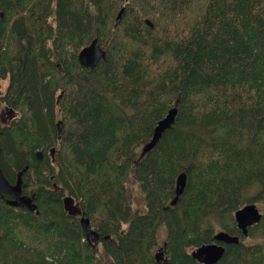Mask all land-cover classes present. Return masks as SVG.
Listing matches in <instances>:
<instances>
[{
	"label": "trees",
	"instance_id": "obj_1",
	"mask_svg": "<svg viewBox=\"0 0 264 264\" xmlns=\"http://www.w3.org/2000/svg\"><path fill=\"white\" fill-rule=\"evenodd\" d=\"M93 38L105 58L89 69L77 55ZM1 80L16 117L0 126V169L10 184L22 172L36 208L0 193V264H155L161 227L165 264H200L191 249L216 229L242 238L235 211L264 205V0H0ZM247 235L214 264H264V211Z\"/></svg>",
	"mask_w": 264,
	"mask_h": 264
},
{
	"label": "water",
	"instance_id": "obj_2",
	"mask_svg": "<svg viewBox=\"0 0 264 264\" xmlns=\"http://www.w3.org/2000/svg\"><path fill=\"white\" fill-rule=\"evenodd\" d=\"M122 13L123 8L119 10L116 19H119L122 16ZM104 58L105 51L99 46L96 38H93L88 45L82 47L77 55L79 64L89 69H92L100 60ZM8 110L10 111V117L14 115L13 109L8 108ZM176 113L177 107L173 106L167 111L165 116L157 122L156 126L153 129L150 140L142 145L140 156H143L156 145L164 130L170 129L172 127ZM61 125L62 122L59 120L56 123L58 131L61 130ZM54 151V147H51L48 150V156L51 158V162H54L55 160ZM36 157L40 158L41 152H37ZM21 173V171L18 173L16 182L14 184H10L3 176L0 169V193H7L10 196L9 204L14 206H24L29 210H33L36 208L33 197L22 193ZM186 176L187 175L185 172H181L176 176L174 196L170 200L169 205H174L183 193L186 184ZM53 185L55 187V184ZM61 202L64 211H66L70 215L76 214L77 208L72 196H63ZM260 218L261 213L259 212L255 203L245 204L234 213V221L237 228L241 231L242 236H247L248 228L258 223ZM80 224L84 231H91L90 226H87V218H81ZM238 241V235H231L228 232L221 230L213 235L210 243L202 244L201 246L194 248V250L191 252V256L200 264H214L223 255L225 244L237 243Z\"/></svg>",
	"mask_w": 264,
	"mask_h": 264
},
{
	"label": "flooded vegetation",
	"instance_id": "obj_3",
	"mask_svg": "<svg viewBox=\"0 0 264 264\" xmlns=\"http://www.w3.org/2000/svg\"><path fill=\"white\" fill-rule=\"evenodd\" d=\"M15 117H16L15 111H14V115H12L10 117V111L7 109V107H5L3 104H0V126L1 127L6 126ZM16 179H17V177H16ZM4 194H6L8 197H10L7 193H4ZM26 195H29V194H26ZM5 200H7V199H5ZM75 205H76V203H75ZM76 208H77V206H76ZM73 216L74 217L78 216V209H77L76 214L73 215ZM78 218H79V216H78ZM125 223H126V221H123V222L118 224L119 228H120L118 230L119 233L123 232V228H124L123 224H125ZM87 226H90V230L91 231L90 232H87L86 230L84 231V232H86V237H85L86 240L89 241V242H92V243L101 242L102 237L97 236L96 228L93 225V223L90 221V219H88V225ZM104 238H109V237L105 236ZM154 249L157 250V252L153 254V258H154L155 264H165V262H166V257H165V238H164V242L161 245L157 246L156 248L154 247L153 250ZM153 250H152V253H153ZM107 263L108 264H115V263H113L111 261H107ZM101 264H106V263L102 262Z\"/></svg>",
	"mask_w": 264,
	"mask_h": 264
},
{
	"label": "rangeland",
	"instance_id": "obj_4",
	"mask_svg": "<svg viewBox=\"0 0 264 264\" xmlns=\"http://www.w3.org/2000/svg\"><path fill=\"white\" fill-rule=\"evenodd\" d=\"M6 87V80H1L0 81V91H3ZM128 192L130 194L131 197V201H130V205L132 210H137L139 212H142L144 210V199H143V195L140 191V188L138 186V184H136L135 182H130L128 184ZM259 210L260 213H262L264 211V205L263 204H255ZM218 231V229H216V232ZM164 238H165V230L164 228L161 227V229L159 230L158 234H157V244L155 246V248L159 245H161L164 242ZM241 241L244 243H255L258 240L255 237H251V236H246V237H242ZM194 249V248H193ZM191 249V251L193 250ZM157 250L154 249L153 250V254L156 253ZM103 262H105L106 264L108 259L107 258H103Z\"/></svg>",
	"mask_w": 264,
	"mask_h": 264
},
{
	"label": "bare ground",
	"instance_id": "obj_5",
	"mask_svg": "<svg viewBox=\"0 0 264 264\" xmlns=\"http://www.w3.org/2000/svg\"><path fill=\"white\" fill-rule=\"evenodd\" d=\"M81 219V218H80Z\"/></svg>",
	"mask_w": 264,
	"mask_h": 264
}]
</instances>
